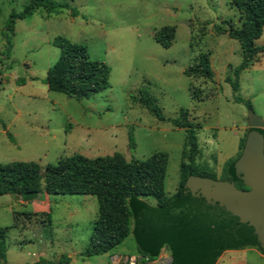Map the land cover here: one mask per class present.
<instances>
[{"label": "rangeland", "instance_id": "374dc122", "mask_svg": "<svg viewBox=\"0 0 264 264\" xmlns=\"http://www.w3.org/2000/svg\"><path fill=\"white\" fill-rule=\"evenodd\" d=\"M51 1L67 2L77 15L70 8L41 6L15 18L13 30H7L10 14L23 11L29 0H0V164L35 161L42 171L73 154L120 153L127 160H144L163 151L164 189L170 196L178 187L186 140L185 129L172 119L183 110L195 130L198 169L211 173L209 179L224 180L226 162L237 156L250 129L249 111L264 121V50L240 72L237 92L226 82L241 62L239 43L217 29L241 27L229 0ZM166 25L175 28L168 47L154 39ZM57 36L85 46L90 59L109 66L106 89L81 100L47 89L44 79L59 55L53 45ZM255 44L264 46V25ZM201 53L209 55L211 79L183 73ZM144 90L165 120L139 104ZM235 96L250 101L252 109ZM143 200L155 205L152 197ZM97 206L94 195L46 193L42 177L30 201L0 194V226L9 227L3 264H59L62 256L69 258L67 264H124L120 258L130 254L143 264L132 221L130 233L108 253L83 255ZM169 261L163 248L151 263ZM214 264H264V252L250 245L227 250Z\"/></svg>", "mask_w": 264, "mask_h": 264}, {"label": "trees", "instance_id": "16d2710c", "mask_svg": "<svg viewBox=\"0 0 264 264\" xmlns=\"http://www.w3.org/2000/svg\"><path fill=\"white\" fill-rule=\"evenodd\" d=\"M229 3L240 14L241 27L233 28L228 25L227 28L217 29L235 39L241 49V62L233 69L234 78L226 77L233 92H237L240 72L257 62L259 54L264 50V46L258 47L255 44L264 25V0H229ZM41 6L48 9L70 8L71 15H77V10L67 2L29 0L23 11L10 14L6 23L7 30H13L15 18L30 16ZM3 36L8 46L9 37L4 32ZM174 36L175 28L166 25L155 32L154 39L168 47ZM53 45L59 48V55L44 79L48 90L81 100L109 86V66L103 61L90 59L85 46L62 36L55 37ZM183 73L188 77L211 79L213 71L208 53H201L197 61L185 68ZM234 100L243 102L248 110L252 109L250 101L240 96H235ZM137 101L157 119H166L147 91L144 90ZM172 121L185 129L186 140L179 167L178 187L170 196H166L164 189L167 153L163 151L152 153L144 160H127L120 153L92 158L73 154L57 164H46L42 171L35 161L2 163L0 194L20 196L23 200L30 201L38 193L42 177L48 194L94 195L98 205L97 217L92 223L89 242L83 251V255L87 257L109 252L129 234L132 221L131 232L143 264H214L224 251L248 245L229 242L225 233L188 200L184 191L186 180L190 176H212L211 173L200 171L195 163L198 154L197 140L187 112L181 110ZM245 136L246 134L239 144L240 151ZM130 145H134L131 137ZM240 151L234 159L226 162L224 180L233 181L238 188L247 189L232 177L231 172L232 164ZM144 197L154 198L155 205L147 203L143 200ZM46 216L49 220L50 214L47 213ZM8 228L0 226V264L6 259ZM163 248L169 250L170 261L151 263L159 257ZM68 261V257L62 256L59 264H67ZM146 261L150 263H145Z\"/></svg>", "mask_w": 264, "mask_h": 264}, {"label": "water", "instance_id": "95a60500", "mask_svg": "<svg viewBox=\"0 0 264 264\" xmlns=\"http://www.w3.org/2000/svg\"><path fill=\"white\" fill-rule=\"evenodd\" d=\"M247 122L250 129L231 167L232 177L247 189L229 180L190 176L184 191L229 242L264 252V121L250 110Z\"/></svg>", "mask_w": 264, "mask_h": 264}, {"label": "built area", "instance_id": "2783aa9c", "mask_svg": "<svg viewBox=\"0 0 264 264\" xmlns=\"http://www.w3.org/2000/svg\"><path fill=\"white\" fill-rule=\"evenodd\" d=\"M117 258V257H116ZM124 264H137V256L135 255H128L120 258Z\"/></svg>", "mask_w": 264, "mask_h": 264}, {"label": "crops", "instance_id": "0c3cea01", "mask_svg": "<svg viewBox=\"0 0 264 264\" xmlns=\"http://www.w3.org/2000/svg\"><path fill=\"white\" fill-rule=\"evenodd\" d=\"M130 233V232H129ZM227 251V250H226ZM108 253V252H107ZM105 254V253H104ZM130 255H134V254H130Z\"/></svg>", "mask_w": 264, "mask_h": 264}]
</instances>
